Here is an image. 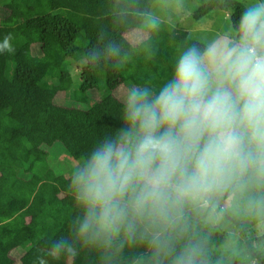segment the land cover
Segmentation results:
<instances>
[{
	"label": "clouds",
	"instance_id": "obj_1",
	"mask_svg": "<svg viewBox=\"0 0 264 264\" xmlns=\"http://www.w3.org/2000/svg\"><path fill=\"white\" fill-rule=\"evenodd\" d=\"M222 4V29L179 47L160 82L122 91L118 123L68 176L67 234L46 242L38 264H68L83 249L127 264L130 247L131 264H264V0ZM139 15L159 30V16ZM102 56L127 53L113 42L84 52L90 65Z\"/></svg>",
	"mask_w": 264,
	"mask_h": 264
},
{
	"label": "trees",
	"instance_id": "obj_2",
	"mask_svg": "<svg viewBox=\"0 0 264 264\" xmlns=\"http://www.w3.org/2000/svg\"><path fill=\"white\" fill-rule=\"evenodd\" d=\"M0 1L5 10L0 39L11 33L14 46L13 52L0 54V264H38L40 249L67 234L76 214L68 176L50 166L46 146L60 142L79 160L118 123L114 89L160 82L176 50L194 39L179 24L164 20L136 44L125 38L156 0ZM213 8L223 9L222 0H198L193 17ZM109 42L119 45L127 58L102 56L90 65L85 50L95 45L102 51ZM70 64L81 68L75 88ZM92 89L99 97L85 108L61 103H87ZM18 247H24L19 263L12 255ZM138 252L125 249L127 264ZM68 264H99V257L83 249Z\"/></svg>",
	"mask_w": 264,
	"mask_h": 264
},
{
	"label": "rangeland",
	"instance_id": "obj_3",
	"mask_svg": "<svg viewBox=\"0 0 264 264\" xmlns=\"http://www.w3.org/2000/svg\"><path fill=\"white\" fill-rule=\"evenodd\" d=\"M198 5V0H156L150 8L151 13L159 16L161 21H167L172 24H179L185 28L189 36L193 39L201 36H210L225 26L224 13L222 9L213 8L207 14L194 18L193 14ZM5 12L3 1H0V18ZM148 32L143 28L142 24L124 34L125 38L133 44L147 38ZM142 37V39L140 38ZM69 71L72 78V87H77L80 82L81 68L75 64L69 65ZM127 85H120L114 89L113 94L119 99L122 91ZM89 101L83 102H61L64 105L78 106L85 108L88 104L94 102L99 97L97 90H88ZM58 103L59 100L57 99ZM48 152V162L57 172L69 176L72 167L78 162L63 147L60 142L46 146ZM24 247H18L13 250L12 255L16 261L19 260ZM19 263V261L17 262Z\"/></svg>",
	"mask_w": 264,
	"mask_h": 264
}]
</instances>
